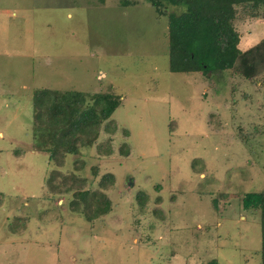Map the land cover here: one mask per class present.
<instances>
[{
  "label": "rangeland",
  "instance_id": "1",
  "mask_svg": "<svg viewBox=\"0 0 264 264\" xmlns=\"http://www.w3.org/2000/svg\"><path fill=\"white\" fill-rule=\"evenodd\" d=\"M126 1L138 5L0 0V264H261L259 215L240 197L264 191V74L170 73L167 18ZM232 24L242 51L264 39L262 18ZM41 89L119 96L113 154L93 146L50 165L32 137ZM54 171L69 190L47 185ZM71 175L111 212H74Z\"/></svg>",
  "mask_w": 264,
  "mask_h": 264
},
{
  "label": "trees",
  "instance_id": "2",
  "mask_svg": "<svg viewBox=\"0 0 264 264\" xmlns=\"http://www.w3.org/2000/svg\"><path fill=\"white\" fill-rule=\"evenodd\" d=\"M159 17H166L168 70L173 74H203L233 70L246 82L255 85L264 74V39L242 51L240 38L232 22L236 18L264 19V0H143ZM121 7L136 6L137 2L120 0ZM120 97L107 93L79 91L35 90L33 132L35 148L48 154V163L62 165L68 156H76L82 148L96 147L100 157L113 154V138L117 126L110 117L121 105ZM111 134L102 143L100 133ZM123 136L127 130L123 129ZM244 136V135H243ZM245 137V136H244ZM243 138V137H242ZM130 147L122 143L117 153L127 158ZM58 178L54 191L69 190L65 176L57 171L45 182L51 186ZM75 190L69 207L87 222L111 212L112 203L101 191L83 190L84 180L68 177ZM114 176L105 175L99 186L108 188ZM52 191V189H51ZM225 197V195H222ZM140 205L145 199L137 195ZM240 206L244 213L259 215L261 247L258 251L264 264V191L243 193ZM208 264H218L212 260Z\"/></svg>",
  "mask_w": 264,
  "mask_h": 264
},
{
  "label": "water",
  "instance_id": "3",
  "mask_svg": "<svg viewBox=\"0 0 264 264\" xmlns=\"http://www.w3.org/2000/svg\"><path fill=\"white\" fill-rule=\"evenodd\" d=\"M210 74V73H209Z\"/></svg>",
  "mask_w": 264,
  "mask_h": 264
}]
</instances>
